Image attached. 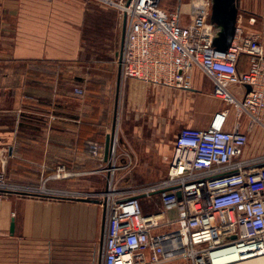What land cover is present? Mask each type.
Wrapping results in <instances>:
<instances>
[{
  "label": "crops",
  "instance_id": "obj_1",
  "mask_svg": "<svg viewBox=\"0 0 264 264\" xmlns=\"http://www.w3.org/2000/svg\"><path fill=\"white\" fill-rule=\"evenodd\" d=\"M160 5L180 14L184 26L206 12L215 29L212 0H177L175 9L169 0ZM252 15L255 24L248 21ZM238 18L264 48V14L240 3ZM126 22L117 7L99 0H0V172L9 184L61 194L0 196V264H50L52 244L61 241L94 246L92 257L101 256V264L99 201L109 176L127 192L158 184L167 177L177 134L188 126L211 127L218 113L228 112L226 130L237 124L247 129L250 118H239L234 106L215 96L212 80L198 68L184 87L124 77ZM238 67L249 70L247 54ZM77 87L83 95L75 93ZM230 89L241 98L247 87ZM204 93L217 104L204 106ZM114 126L110 175L102 171L109 165L105 142ZM92 141L103 145L99 155L89 151ZM258 155H264L262 124L255 125L244 150L246 157ZM136 177L155 181L131 182ZM140 201L146 214L161 209L158 193L141 194Z\"/></svg>",
  "mask_w": 264,
  "mask_h": 264
},
{
  "label": "built area",
  "instance_id": "obj_2",
  "mask_svg": "<svg viewBox=\"0 0 264 264\" xmlns=\"http://www.w3.org/2000/svg\"><path fill=\"white\" fill-rule=\"evenodd\" d=\"M99 1L126 15L120 60L124 77L184 87L186 76L198 68L212 80L215 96L234 106L239 118H250L245 130L239 124L224 128L227 111L218 113L207 129L184 127L175 138L167 177L155 186L128 193L109 176L100 197L105 206L101 264H165L180 256L192 264H211L229 255L236 262L264 259V155L244 156L255 125H264V48L259 36L247 34L238 18L231 46L220 51L213 45L215 29L206 12L184 26L180 14L161 7V0ZM248 21L255 24L257 18L252 15ZM242 54L250 57L248 71L239 70ZM231 84H248L251 90L239 98ZM75 93L83 95L84 90L77 87ZM102 147L92 141L89 151L96 156ZM114 168L111 161L102 172L111 175ZM37 189L9 184L0 172V196L61 195ZM158 190L161 209L146 214L140 195Z\"/></svg>",
  "mask_w": 264,
  "mask_h": 264
},
{
  "label": "rangeland",
  "instance_id": "obj_3",
  "mask_svg": "<svg viewBox=\"0 0 264 264\" xmlns=\"http://www.w3.org/2000/svg\"><path fill=\"white\" fill-rule=\"evenodd\" d=\"M176 2L177 0H169V3H171V8L175 9L176 8ZM240 3H242V7L244 8H251L252 10H256L258 13H262L264 14V0H240ZM205 89H209L208 85H204ZM201 100L204 106L206 107H211L217 104V101L214 100V98L209 95V94H201ZM172 120V121H171ZM171 121V125H177L178 123L176 122V120H173V117L169 120ZM112 179V178H111ZM114 184H116V187L120 190V191H126L123 189H120V185L121 183L119 182L118 184L116 183V180H112ZM153 179H147V178H132L131 182L133 183H137V182H143V183H152ZM123 182L127 183V180L125 179ZM120 184V185H119ZM128 184V183H127ZM152 186H155L154 184H149ZM157 185V184H156ZM152 186H146L148 187H152ZM103 187V185H102ZM101 187V188H102ZM107 189L108 185L106 184L105 186ZM144 187V188H146ZM128 193H131L132 191H134V189L128 190ZM127 192V191H126ZM99 208H103L104 212H105V206L103 204V202L99 201ZM99 244V243H98ZM52 246H54V248L51 251V263L50 264H92V261L94 262V264H100L99 258L100 253H99V258H97L95 256V258L92 257V247L90 245L87 244H77L75 245L74 243H70V242H57V243H53ZM42 251L43 249L41 248L39 250V254L42 255ZM98 250H96L97 252ZM46 252V250H45ZM95 252V253H96ZM98 253V252H97ZM40 255V259L37 261H41V256ZM165 264H192L191 260L188 258H185L183 256H180L179 258H176L172 261H169ZM228 264H264V259L263 258H258L256 261L252 260V261H246V260H242V261H235V262H231Z\"/></svg>",
  "mask_w": 264,
  "mask_h": 264
},
{
  "label": "water",
  "instance_id": "obj_4",
  "mask_svg": "<svg viewBox=\"0 0 264 264\" xmlns=\"http://www.w3.org/2000/svg\"><path fill=\"white\" fill-rule=\"evenodd\" d=\"M239 4L240 0H212V10H211V22L215 25V35L213 39V45L217 50L227 51L231 46L237 29L238 15H239ZM125 38V34H124ZM123 38V46H124ZM122 46V47H123ZM122 50L120 54H122ZM121 60V55H120ZM247 90H251L250 85H246ZM114 133L115 126L111 133L107 135L105 142V160L111 165L113 150H114ZM158 190L154 193H159ZM178 196L181 193L178 192ZM103 232L101 236V243L104 241V231H105V212L103 216ZM11 232H14V221L11 224Z\"/></svg>",
  "mask_w": 264,
  "mask_h": 264
},
{
  "label": "bare ground",
  "instance_id": "obj_5",
  "mask_svg": "<svg viewBox=\"0 0 264 264\" xmlns=\"http://www.w3.org/2000/svg\"><path fill=\"white\" fill-rule=\"evenodd\" d=\"M237 260V258H233L230 255L225 256L223 258H215L214 262H211V264H228L231 263L232 261Z\"/></svg>",
  "mask_w": 264,
  "mask_h": 264
}]
</instances>
